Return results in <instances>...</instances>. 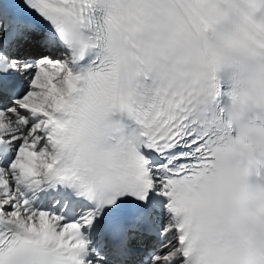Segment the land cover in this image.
I'll return each instance as SVG.
<instances>
[{"label": "bare ground", "instance_id": "6f19581e", "mask_svg": "<svg viewBox=\"0 0 264 264\" xmlns=\"http://www.w3.org/2000/svg\"><path fill=\"white\" fill-rule=\"evenodd\" d=\"M252 1L260 0H228L225 3L217 0H196L193 4L190 0H153L142 6L143 12L139 17L140 23L145 25L139 28L160 24L161 20L171 18L173 32L179 33L178 36L186 51L193 57H200L199 51L203 48L215 50L216 43L224 44L227 49L240 55L244 54V50L233 46L229 40L235 37L233 33L235 27L247 30L252 24V19L258 18L257 13L249 6ZM37 4L35 0H0V10L20 8L39 23V27L25 26L26 33H22L20 38H16L6 47L12 63L19 68L23 89L19 98L0 95V131L14 147V162L10 167L0 169V208L18 223L65 241L68 228L72 225L66 226L59 221L55 197L49 198L44 188L43 175L54 164L56 158L58 142L54 134V118L68 102L80 96L77 88L82 74L74 60L70 45L49 32L51 20L46 13L39 12ZM168 5L172 7V12H168ZM185 13L193 25L187 23ZM79 24H85V19L82 18ZM12 25L9 23L5 28L0 25V42ZM155 32L154 28L146 31L152 38H155ZM112 33L113 43L123 51L125 44L121 32L112 28ZM155 45L157 52L164 51L162 48L166 46L163 39L155 40ZM249 45L253 46L247 44L246 47ZM170 46L167 52H173L178 47L172 46L171 42ZM162 58L175 65L182 63L174 53ZM161 65L165 68L160 72ZM242 65L247 71H257L264 65V58L245 59ZM156 69L159 76H154L155 79L167 82L168 77L163 76L168 69L166 65L157 64ZM190 70L198 75L200 64L197 63L195 68ZM131 75L129 68L124 70L123 79L121 77L122 90L107 82L108 76L105 75L103 77L105 88L95 91L93 98L88 102L89 96H85L84 110L74 121V134L71 140L79 156L84 150L92 149L89 125L103 119L102 103L114 100L104 95L122 91L116 102L125 103L128 92L123 89L129 87ZM250 91L260 97L257 111L263 114L264 87L255 86ZM131 104L132 100L129 99L123 110H128ZM251 107L249 105L246 108ZM39 111L42 115L32 119V115ZM109 122L111 120L107 119L101 124ZM257 136L261 148L264 149V134L258 133ZM216 152L220 156L223 174L226 177L222 181L210 179L199 189L182 190L179 199H187L190 211L198 221L207 222L201 224L208 229L205 231L208 233L207 237L214 235L215 228L226 224H231L229 229L241 226L248 231L251 239H254L248 241L249 247L256 248L260 243H264V189L249 170L237 171L239 153L236 148L231 146L224 148L219 145ZM244 153L247 155V152ZM86 160L88 164L84 161L85 166L89 165L92 175L99 180L115 177L114 170L101 169L93 165L88 158ZM117 161L122 165L127 163L123 155H118ZM153 168L159 190L167 191L166 172L158 165H153ZM111 185L113 183L109 182L104 186ZM158 212L164 217L162 220L165 221L166 227L170 226L172 220L167 210L159 209ZM92 218L93 213L90 210H80L79 220L82 224ZM211 221H217L218 225L211 224ZM173 244L176 249L179 247L175 239L170 244L163 245L164 249L170 248V258L176 252V249L172 248ZM97 256L100 257L99 262L105 260V254L102 255L99 251ZM155 259L156 264H169V261L159 260V257Z\"/></svg>", "mask_w": 264, "mask_h": 264}, {"label": "rangeland", "instance_id": "374dc122", "mask_svg": "<svg viewBox=\"0 0 264 264\" xmlns=\"http://www.w3.org/2000/svg\"><path fill=\"white\" fill-rule=\"evenodd\" d=\"M26 93H27V92H26ZM26 96H27V95H26ZM26 96H25V97H26ZM51 148H52V147H51Z\"/></svg>", "mask_w": 264, "mask_h": 264}]
</instances>
